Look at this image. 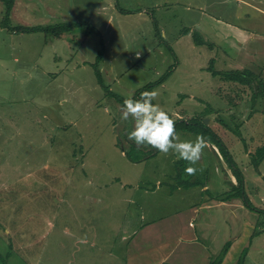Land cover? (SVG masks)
<instances>
[{
    "label": "rangeland",
    "instance_id": "obj_1",
    "mask_svg": "<svg viewBox=\"0 0 264 264\" xmlns=\"http://www.w3.org/2000/svg\"><path fill=\"white\" fill-rule=\"evenodd\" d=\"M63 22L98 34L86 24L59 39L13 30ZM210 67L247 69L251 84L221 80ZM154 82L153 102L175 119H209L245 180V210L257 219L251 209L260 208L262 222L264 157L256 168L250 153L264 144V0H0V264H157L175 237L161 223H197L199 204L226 192L219 182H235L221 159L213 165L211 150L220 153L207 139L195 175L171 153L125 156L122 147L135 149L123 99ZM175 173L174 188L166 183ZM191 176L208 187L188 185ZM262 230L243 243L244 264H264ZM184 243L171 242L173 251Z\"/></svg>",
    "mask_w": 264,
    "mask_h": 264
},
{
    "label": "crops",
    "instance_id": "obj_2",
    "mask_svg": "<svg viewBox=\"0 0 264 264\" xmlns=\"http://www.w3.org/2000/svg\"><path fill=\"white\" fill-rule=\"evenodd\" d=\"M238 1H244V0H238ZM227 27V26H226ZM68 34V33H67ZM93 34V33H91ZM89 34L85 37L84 40L89 39L92 35ZM95 35V34H94ZM69 38V36H67ZM59 39V38H58ZM141 53V52H140ZM138 53V55H140ZM213 165L216 167V159L213 161ZM224 167V166H223ZM226 169L225 167L223 168ZM227 172V171H225ZM228 172L226 173V175ZM222 175V172L219 176ZM229 175V174H228ZM174 175H170L169 183L166 184H175V182L172 183V179ZM234 184H236V180L230 179ZM161 185L162 183H158ZM220 189L222 191H227L228 187L227 185H224L223 183L219 182ZM253 187L255 188V183H253ZM208 186L205 185L203 187H200L201 189H206ZM256 191V190H255ZM224 196V193H221V195L218 197H207L205 201L199 204L198 207L201 206L200 212H198V215L201 214L202 217H200L196 223L197 219L190 218L188 219V223L185 225L183 224V218L182 216H178L176 218L171 217L173 221L172 224L174 226L171 227L169 225L170 222L164 221L161 223V225H164L163 227L166 229L167 227L171 228L168 229L169 231H174L170 235H175L173 240L170 239L169 242L166 241L167 245H165V242H162L161 245L164 246L160 253V255L156 256V259L159 257V262L157 264H168L170 262V259L179 258V262H188L190 264H201V261H199L201 258L203 259V262L205 264H209L210 258L216 256L219 251L221 250L222 246L225 244V242L230 241V245L223 256L222 261L220 264H235L236 260L238 258V252L241 253L243 243H245L248 239V235H251V231L260 232L263 231L264 228V219H262L261 222V215L256 211L257 219L251 217L248 212L245 209L250 210L245 206L244 202L240 198H232L227 201H222V197ZM262 201V198H261ZM260 201V202H261ZM260 209V208H256ZM196 210V208H194ZM253 211V210H251ZM196 212V211H195ZM174 216L179 213H173ZM166 217V216H165ZM244 218V219H243ZM165 219L164 217L161 218V220ZM202 221V222H201ZM183 222V223H182ZM182 223V225H181ZM180 224V227H177ZM160 225V226H161ZM244 227L245 233H241L240 230ZM254 228V229H253ZM191 229V230H190ZM161 233L162 231H158ZM221 232V234L219 233ZM197 233L199 235H197ZM183 239L184 245L182 248H179L176 251H173L175 246L171 245V242L173 241H179ZM197 241L203 242L204 246H200L197 244ZM249 242V241H248ZM251 242V240H250ZM170 244V247H169ZM205 244H208V247L210 248V251L206 249ZM159 246V245H158ZM184 246H187L185 249ZM156 249V247H154ZM165 248H169L166 250ZM151 255H153L152 248H149V251L147 252ZM201 253V254H198ZM174 257V258H173ZM173 264H177V262H173ZM153 264H156L152 262Z\"/></svg>",
    "mask_w": 264,
    "mask_h": 264
},
{
    "label": "trees",
    "instance_id": "obj_3",
    "mask_svg": "<svg viewBox=\"0 0 264 264\" xmlns=\"http://www.w3.org/2000/svg\"><path fill=\"white\" fill-rule=\"evenodd\" d=\"M84 24L89 26L88 31L90 33L98 34V31L92 25L87 24V23H83V22H77V23L63 22L59 25L52 26V27H42V26L23 27V26H18L16 28H14L13 30L18 31V32H26V33L41 31L45 34H49V36L53 37L54 39H58L64 33H70L73 29L80 27L81 25H84ZM194 37H195V40L198 44H204L205 43L204 40H200L196 35ZM209 70H210L212 75L220 77L221 80L233 81V82H238L239 84H246V85L251 84L250 76H253L252 72L248 71L247 69L220 71V70H214V69H212V67H210ZM96 73H97V75L99 74L98 71ZM253 79H254V77H253ZM98 83L101 86H103V88L107 91L108 94L119 99L118 96H116L114 93H112V91L109 89V87L104 85L103 80L99 77V75H98ZM155 83H157V82L145 85L143 88H141V90L137 91L132 98H139L140 94L144 91H152V87ZM172 118L175 121L176 131L181 128V129L187 130L189 132H193L195 134H201L205 137V139H207L210 142V144H214L217 147L222 158L225 160L226 164L231 169L237 183L234 184L230 179H228L229 187H228V190L226 192H224V196L222 197V201H227V200H230L232 198H240L244 202L245 206H247V208L251 207V206H249L250 202H249L248 195L246 193L245 180H244L243 176L240 175L241 172L239 171L238 167L234 163L233 159L228 155L227 148L221 142V140L218 138V135L216 133H214V131L211 129V127L205 125L204 122L202 120H199V119L196 121H193V122H184L183 120L179 121V119H177V118L175 119L173 116H172ZM131 145H132V149H135V152H131V150H128V149H127L128 151H126L123 147H122V151L125 152V156L132 162H138V161L142 160L143 158L145 159L147 156L149 157V156L155 155L156 153L159 152L158 150L152 148L151 146H137L134 142H132ZM211 151L215 155L216 163H218L222 167V164L218 162L220 158L218 157L215 150L212 149ZM250 155H251V160H250L251 164H253L257 168L258 162L260 160H262V158L264 157V144L261 145L260 147H258L254 152L250 153ZM222 171L226 175V172L223 168H222ZM179 176H180L179 173H177V174L175 173V176L173 177L175 184H171L172 187L175 188L176 185L179 184V182H178V181H180L178 179ZM191 177H193V181L192 182L188 181V183H187L188 185L198 186V187L205 186V183L199 182L197 180V178H195V176H191ZM226 177H227V175H226ZM251 210L261 212V211H259V209L256 210V208H253ZM253 236L254 235H252L251 237H253ZM229 245H230V241L225 242V244L222 246L219 253L216 256L211 258L209 264H220V262L222 261L223 256L225 255ZM246 253H247V251L244 248L241 251L239 257L237 258L235 264H244V257L246 255Z\"/></svg>",
    "mask_w": 264,
    "mask_h": 264
},
{
    "label": "clouds",
    "instance_id": "obj_4",
    "mask_svg": "<svg viewBox=\"0 0 264 264\" xmlns=\"http://www.w3.org/2000/svg\"><path fill=\"white\" fill-rule=\"evenodd\" d=\"M156 91H144L139 98L128 97L121 107V118L133 120V128L127 133L128 139L137 146H151L164 155L169 153L178 160H184L188 166L185 172L195 175V167L208 147L203 135L197 134L194 139H182L176 131L175 121L169 112L157 100Z\"/></svg>",
    "mask_w": 264,
    "mask_h": 264
},
{
    "label": "water",
    "instance_id": "obj_5",
    "mask_svg": "<svg viewBox=\"0 0 264 264\" xmlns=\"http://www.w3.org/2000/svg\"><path fill=\"white\" fill-rule=\"evenodd\" d=\"M203 122H204V124H208L209 123V119L208 118H203ZM216 147V146H215ZM217 148V147H216ZM219 152V151H218ZM219 156H220V159H221V161H222V163H223V165H224V163H226L225 162V160L222 158V156H221V154H219ZM227 165V164H226ZM228 166V165H227ZM225 167V166H224ZM229 167V166H228ZM226 168V167H225ZM229 169V168H228ZM229 171H230V169H229ZM229 175H230V173H229ZM232 175H233V173H232ZM234 176V175H233ZM230 177L231 178H233L231 175H230ZM253 182H251L250 180H247V188H248V191H249V193H250V195L252 196V198H254L255 200H256V202H260L261 201V198L259 197V196H257V194H256V192H255V189H254V187H253Z\"/></svg>",
    "mask_w": 264,
    "mask_h": 264
}]
</instances>
